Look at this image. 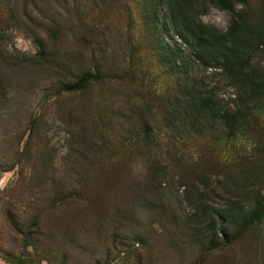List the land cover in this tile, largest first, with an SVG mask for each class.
I'll list each match as a JSON object with an SVG mask.
<instances>
[{
	"label": "rangeland",
	"instance_id": "374dc122",
	"mask_svg": "<svg viewBox=\"0 0 264 264\" xmlns=\"http://www.w3.org/2000/svg\"><path fill=\"white\" fill-rule=\"evenodd\" d=\"M170 2L0 0V264H264V217L242 228L264 197V109L196 58ZM237 9L264 22V0ZM238 110L232 133L214 118Z\"/></svg>",
	"mask_w": 264,
	"mask_h": 264
},
{
	"label": "trees",
	"instance_id": "16d2710c",
	"mask_svg": "<svg viewBox=\"0 0 264 264\" xmlns=\"http://www.w3.org/2000/svg\"><path fill=\"white\" fill-rule=\"evenodd\" d=\"M207 2L233 16L226 34H217L197 20V5ZM168 4L174 32L185 41L196 58L204 65L223 70L234 81L235 87L246 95L253 106H247L249 114L252 109H264V74L254 64V55L260 51L261 46L264 47V22H250L247 9H237L239 5L247 7L249 0H171ZM37 43L44 48L43 41L37 40ZM93 79L94 76L85 75L76 84L68 85L65 89L72 93L82 91ZM205 102L209 104L211 99H205ZM206 106L209 108V105ZM244 113L241 110L217 113L214 118L232 133L234 127L242 121ZM263 217L264 197L258 194L256 207L243 217L242 228L261 223ZM227 220L228 217L220 216L219 233L222 234L225 244H228L224 231ZM213 236L211 242L215 244Z\"/></svg>",
	"mask_w": 264,
	"mask_h": 264
}]
</instances>
